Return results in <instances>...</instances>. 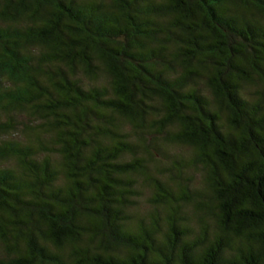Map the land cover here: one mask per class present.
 I'll return each instance as SVG.
<instances>
[{
  "label": "trees",
  "instance_id": "trees-1",
  "mask_svg": "<svg viewBox=\"0 0 264 264\" xmlns=\"http://www.w3.org/2000/svg\"><path fill=\"white\" fill-rule=\"evenodd\" d=\"M0 264H264V0H0Z\"/></svg>",
  "mask_w": 264,
  "mask_h": 264
},
{
  "label": "rangeland",
  "instance_id": "rangeland-1",
  "mask_svg": "<svg viewBox=\"0 0 264 264\" xmlns=\"http://www.w3.org/2000/svg\"><path fill=\"white\" fill-rule=\"evenodd\" d=\"M197 177V176H196ZM140 203L142 204L141 205V207H142V209H144V207L146 206V202H145V200L143 199V200H140Z\"/></svg>",
  "mask_w": 264,
  "mask_h": 264
}]
</instances>
